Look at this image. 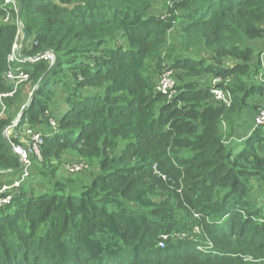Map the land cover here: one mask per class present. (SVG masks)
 Masks as SVG:
<instances>
[{"label":"trees","instance_id":"obj_1","mask_svg":"<svg viewBox=\"0 0 264 264\" xmlns=\"http://www.w3.org/2000/svg\"><path fill=\"white\" fill-rule=\"evenodd\" d=\"M14 2L0 0V186L19 185L0 264H264V124L231 140L264 107V0ZM10 66L28 74L15 90ZM27 129L42 141L18 170ZM66 153L82 159L63 173ZM81 162L94 172L69 170Z\"/></svg>","mask_w":264,"mask_h":264},{"label":"built area","instance_id":"obj_2","mask_svg":"<svg viewBox=\"0 0 264 264\" xmlns=\"http://www.w3.org/2000/svg\"><path fill=\"white\" fill-rule=\"evenodd\" d=\"M5 3H13L15 5L14 0H4ZM20 26V23H18ZM20 28H18V35L20 36ZM20 45H16V43L12 46L11 52L7 56L8 62H14L17 61V59L20 57L18 49ZM44 58L50 61L52 63L55 59L54 54L50 52H44V54L39 57ZM38 59V58H36ZM30 60H34L31 58ZM6 78L11 80L14 83V90L16 89L17 85L21 82L25 81L28 78V74L25 70L22 69H14L13 67H9L6 71ZM174 80L172 77V71L171 70H165L158 79L157 83V90L161 93H171L173 92L174 87ZM211 93L213 94V97L217 101L224 102L226 104L230 103V94L227 91H224L223 89L212 87ZM11 93L2 94L1 97H5L7 95H11ZM264 124V107L259 109L257 113L253 117V125H263ZM26 134L31 135V145L27 148H24L20 145H11L12 150L19 156L23 167L27 168L29 166V153L31 152V149L35 154H38V146L41 143V137L38 133H34L31 130L27 129ZM6 135V134H5ZM25 165V166H24ZM85 167V164L83 162L81 163H74L72 166L69 167V170L71 172L79 171L82 168ZM25 175L27 172L24 173ZM19 185V181H15L12 184L9 185H2L0 186V205H6L10 202L11 196L10 191L12 188L17 187ZM258 200V198L256 199ZM262 203L264 204V195L262 199ZM160 247H163V243H159Z\"/></svg>","mask_w":264,"mask_h":264},{"label":"rangeland","instance_id":"obj_3","mask_svg":"<svg viewBox=\"0 0 264 264\" xmlns=\"http://www.w3.org/2000/svg\"><path fill=\"white\" fill-rule=\"evenodd\" d=\"M153 11H155L157 13H161L162 9H160L159 7H154L153 8ZM169 43L171 44V45L169 44L170 45V48L173 47L175 53H177V51H179L178 50L179 49V43H178L177 38H174V34L171 36ZM256 46H257V48H256L257 50H259V49H262L263 50L264 49V42L263 41L262 42H259ZM216 82H217V80H214L211 77H206L205 76V78L202 79V83L205 84V85L210 86V88H212ZM251 104H254V105L258 104V106L259 105L262 106L264 104V99H262V98H254L253 100H251ZM249 122H250V120H249ZM246 125H248V124H246ZM237 128H241V125L238 124V127ZM244 130L245 129L242 127V130L241 131H244ZM233 143H234V145H233L234 147H232L233 151L236 150L238 152L239 149L242 147V145H243L244 142H241L240 144H237L236 142H233ZM78 159H82V158H80L79 156H76V155H72L70 153H66L64 155V158H63V166L61 168V170L63 171V173H65V172L67 173V171H68L67 166L64 167V165H67L70 162H75ZM83 170H85V171H83V174H85V175H91L94 172V169L92 167L87 166L86 164H85V168ZM255 185H256L255 189H258L259 188L260 190H262V187L264 189V186H263L264 185V182H258ZM262 194L264 195V191L262 192ZM252 198L254 199V197H252ZM262 199H263V196L260 199H258V200H256V199L253 200L252 203H254V202L256 203L255 204V209H262V208H264V204L262 203ZM260 207H262V208H260ZM199 247H201V246H199Z\"/></svg>","mask_w":264,"mask_h":264},{"label":"crops","instance_id":"obj_4","mask_svg":"<svg viewBox=\"0 0 264 264\" xmlns=\"http://www.w3.org/2000/svg\"><path fill=\"white\" fill-rule=\"evenodd\" d=\"M253 116H254V112H247L245 114V119L243 121H241V123H240L241 128H237L238 130L234 133V136L231 138L232 144H234L233 142H236L237 144L244 142L245 135L247 133L246 131L249 130V128L251 127ZM249 120L251 123L249 122ZM246 124H248V125H246ZM242 127L245 129L244 131H241Z\"/></svg>","mask_w":264,"mask_h":264},{"label":"water","instance_id":"obj_5","mask_svg":"<svg viewBox=\"0 0 264 264\" xmlns=\"http://www.w3.org/2000/svg\"><path fill=\"white\" fill-rule=\"evenodd\" d=\"M22 31L24 32V37H25L27 33H26V31H25L24 29H22ZM43 54H44V52H41V53L35 55V56L33 57V59L39 58V57H41ZM55 64H56V58L54 59V61H53L52 64L50 65V68L54 67ZM44 75H45V74H44ZM19 117H20V115H18V118H19ZM21 169H22V164L20 165V167L18 168V170H21Z\"/></svg>","mask_w":264,"mask_h":264}]
</instances>
